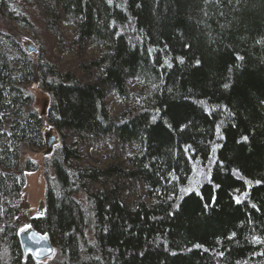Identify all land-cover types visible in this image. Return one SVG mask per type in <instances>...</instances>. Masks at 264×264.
<instances>
[{
    "label": "trees",
    "instance_id": "trees-1",
    "mask_svg": "<svg viewBox=\"0 0 264 264\" xmlns=\"http://www.w3.org/2000/svg\"><path fill=\"white\" fill-rule=\"evenodd\" d=\"M0 10L37 45L28 54L0 33V264H41L22 253L18 213L36 167L21 149L45 147L44 121L60 146L46 149L44 211L27 225L49 237L56 264H264V0ZM52 50L73 54L66 71ZM31 80L49 94L45 117L21 87ZM83 148L102 157L90 164ZM196 169L206 180L186 191Z\"/></svg>",
    "mask_w": 264,
    "mask_h": 264
},
{
    "label": "rangeland",
    "instance_id": "rangeland-1",
    "mask_svg": "<svg viewBox=\"0 0 264 264\" xmlns=\"http://www.w3.org/2000/svg\"><path fill=\"white\" fill-rule=\"evenodd\" d=\"M0 1L4 2V0H0ZM13 4L15 3L14 2L11 3L12 9L14 6ZM11 11L13 12V10ZM70 30H71L70 27L67 26L63 27V31L68 38H70ZM37 31L39 30L37 29ZM0 33L9 35L14 40H16L24 51H26L25 50L26 43H32L35 48L37 46L34 39L31 37L32 36L31 31L27 28L20 26L19 23H17V20H14L11 17L6 16V14L1 10H0ZM52 53L54 58L59 60L58 64L61 70L66 71L65 65L70 60L74 59L73 54L67 52L66 53L64 52V54H60L55 50H52ZM92 53H93L92 49L84 53L83 59H86V56L91 55ZM77 58L78 57H75V59ZM21 87L30 96V107L33 110H35L38 114L41 113L44 114L43 117H45L48 105L50 103L49 94L43 88H41L39 84L35 82V80H31L27 83H24L22 84ZM107 104L112 115L116 114L122 108L121 102L115 99V97L112 96L111 94H109L107 97ZM43 136L45 141V147L42 150L30 149L24 145L22 146L21 149V154L23 155V157L32 160L36 164V167L33 171L23 172L25 184L20 196L19 211L22 215L19 216L20 224H21L20 231L25 230L29 227L27 225L28 218L40 216L44 211V195L47 185V180L45 179V177L46 175L52 177L51 169L47 168L46 166L47 162L49 161L52 155L51 153L46 152V149H48V147L46 146V138L51 136L53 137L49 149L54 150L55 148L57 149L60 146V139L58 133L46 121H44L43 123ZM82 154L88 155V157L85 158L89 159L88 162L91 161L90 164H94V162L91 159H98V158L100 159L102 157L103 150L100 149L87 150L86 148H83ZM105 162L106 161L104 159H101L99 164L100 163L104 164ZM204 171H206V169ZM201 180L202 181L206 180L205 173L201 169H196V171L193 174V179L191 183L188 185L186 191L194 190V188L197 187L198 183ZM26 210L28 211V213L26 214V216H24ZM86 239L88 242H92V237L90 233H86ZM60 260L61 259L57 254V249L55 248V253L53 257L45 261H42L40 263L56 264Z\"/></svg>",
    "mask_w": 264,
    "mask_h": 264
},
{
    "label": "water",
    "instance_id": "water-1",
    "mask_svg": "<svg viewBox=\"0 0 264 264\" xmlns=\"http://www.w3.org/2000/svg\"><path fill=\"white\" fill-rule=\"evenodd\" d=\"M25 50L27 53H35L36 49L32 43L25 44ZM41 116L44 114L41 113ZM53 137L46 138V146H51ZM50 150V149H49ZM18 239L24 255H31L34 261L40 263L45 259H50L55 253V247L46 234H41L29 227L25 230H21L18 233Z\"/></svg>",
    "mask_w": 264,
    "mask_h": 264
},
{
    "label": "bare ground",
    "instance_id": "bare-ground-1",
    "mask_svg": "<svg viewBox=\"0 0 264 264\" xmlns=\"http://www.w3.org/2000/svg\"><path fill=\"white\" fill-rule=\"evenodd\" d=\"M22 15H23L24 18H26V19L28 18V20L31 19L30 15H29L28 13L26 14V12H22ZM32 45H33V44H32ZM50 151H51V149L49 150V152H50ZM11 205H13V202H11ZM18 215H19V216H22V215L19 214V213H18ZM24 216H26V214H24ZM16 217H17V216H14V218H16ZM19 243H20V242H19ZM20 247H21V246H20ZM54 247H55V246H54ZM21 250H22V249H21ZM23 255H24V254H23ZM27 255H29V254H27ZM29 256L33 259V257H32L31 255H29ZM33 260H34V259H33ZM45 260H47V259H45ZM45 260H43V261H45ZM35 262H36V261H35ZM37 263H38V262H37Z\"/></svg>",
    "mask_w": 264,
    "mask_h": 264
},
{
    "label": "snow or ice",
    "instance_id": "snow-or-ice-1",
    "mask_svg": "<svg viewBox=\"0 0 264 264\" xmlns=\"http://www.w3.org/2000/svg\"><path fill=\"white\" fill-rule=\"evenodd\" d=\"M238 59H242V57H238ZM181 62H183V61H181ZM199 63V61H197V64ZM225 87H228V85L226 84L225 85ZM245 141H247V137L245 136L244 138H243ZM240 201L239 200H237V203H239Z\"/></svg>",
    "mask_w": 264,
    "mask_h": 264
}]
</instances>
